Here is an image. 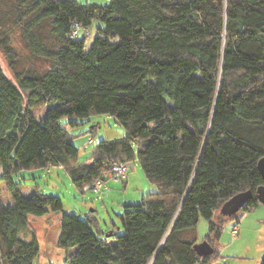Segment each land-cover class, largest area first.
Masks as SVG:
<instances>
[{"label": "trees", "instance_id": "obj_1", "mask_svg": "<svg viewBox=\"0 0 264 264\" xmlns=\"http://www.w3.org/2000/svg\"><path fill=\"white\" fill-rule=\"evenodd\" d=\"M95 19L102 25L90 44L69 37L74 24L89 30ZM0 50L4 264H34L42 243L31 219L49 214L59 216L57 247L75 250L69 264H212L225 223L261 203L264 0H0ZM49 104L38 122L32 109ZM104 114L127 134L98 142L80 162L68 123ZM135 161L159 189L111 231L95 213H64L61 197L25 196L15 179L59 166L84 193L115 164ZM249 190L237 214H220ZM201 217L214 248L206 256L194 247Z\"/></svg>", "mask_w": 264, "mask_h": 264}, {"label": "rangeland", "instance_id": "obj_2", "mask_svg": "<svg viewBox=\"0 0 264 264\" xmlns=\"http://www.w3.org/2000/svg\"><path fill=\"white\" fill-rule=\"evenodd\" d=\"M77 1L82 4L86 3V0ZM101 25L102 22L99 19L93 21L88 30L90 36L87 39V44L91 43L97 33V28ZM79 36L81 38L85 36L84 30L79 31ZM15 45L24 56H27L20 40H17ZM0 61L8 71V62L1 50ZM50 106L49 104L32 109L38 122L44 120ZM74 120L83 123L75 127L68 123V129L74 135L73 143L79 148L78 159L80 162L90 159L91 152L98 142L121 138L127 134L125 127L116 123L115 119L108 114L92 116L89 121L75 118ZM69 121L70 119H65L62 122ZM89 138H92L94 142L89 143ZM51 169L52 173L44 169L21 171L15 179L22 183V193L27 197L35 192L61 197L64 213H74L82 219H85L90 212L95 213L100 220L101 228L106 231H111L115 225H120L119 215L124 213L129 206L140 204L143 195L156 192L159 189L158 183L147 178L138 161L128 164L127 176L131 175L129 181L109 179L98 191L89 189L84 193L75 186L71 177L61 167ZM257 208L260 210L256 213ZM255 213L262 219L261 224H257V221L256 225L247 227L246 218ZM235 225L238 226L237 233L232 234ZM32 226L42 243L41 254L34 264H69L67 262L68 253L72 254L75 250L73 248L67 253L55 245L58 235L57 217L53 215L44 220H32ZM195 233L197 242H203L209 233L208 220L201 217ZM215 247L220 252V256L212 264H260L264 258V204L260 203L252 211H249L239 223L236 220L227 221Z\"/></svg>", "mask_w": 264, "mask_h": 264}, {"label": "water", "instance_id": "obj_3", "mask_svg": "<svg viewBox=\"0 0 264 264\" xmlns=\"http://www.w3.org/2000/svg\"><path fill=\"white\" fill-rule=\"evenodd\" d=\"M259 171L264 178V157L259 161ZM252 191L242 192L230 198L220 209V214L225 217H232L237 214L245 205L247 200L252 197ZM259 201L264 204V186L257 189ZM195 250L200 256H206L213 253L214 248L207 242L203 241L195 244Z\"/></svg>", "mask_w": 264, "mask_h": 264}, {"label": "built area", "instance_id": "obj_4", "mask_svg": "<svg viewBox=\"0 0 264 264\" xmlns=\"http://www.w3.org/2000/svg\"><path fill=\"white\" fill-rule=\"evenodd\" d=\"M79 30H80V27L78 26V24H74V28H73L72 32L69 34V37L71 39L78 38L79 37ZM89 36H90V33H89V31H87L85 37L88 39ZM88 142L93 143L94 140L92 138H89ZM127 172H128V165L127 164H115L109 170L108 176L110 179H112L114 181H123L127 178ZM102 184H103L102 181L96 182L93 186V189L98 191L102 187ZM247 214H248L247 212L243 213L242 218L245 217ZM237 229H238V226L235 225L233 228L232 234H236ZM0 264H4V261L2 258L1 246H0Z\"/></svg>", "mask_w": 264, "mask_h": 264}, {"label": "crops", "instance_id": "obj_5", "mask_svg": "<svg viewBox=\"0 0 264 264\" xmlns=\"http://www.w3.org/2000/svg\"><path fill=\"white\" fill-rule=\"evenodd\" d=\"M109 1L110 0H86V3H98V4H108L109 3ZM80 30H83V29H80ZM79 30V31H80ZM88 30H84V33H85V35H86V32H87ZM80 37V36H79ZM85 37V36H84ZM52 169L51 170H47V172H50V173H52ZM2 175H3V168L2 167H0V178L2 177ZM130 178H131V175H128L127 176V178H126V180L127 181H129L130 180ZM260 210V208H257L256 209V213H257V211H259ZM253 214V215H251L249 218L247 217L246 219H247V227L249 226V225H256V223H257V221H258V223L257 224H259L260 222H261V218L259 217V215H257V214ZM54 214H49L47 217H44V218H33V219H31V222H32V220H44V219H48L49 217H51V216H53ZM56 216V215H55ZM57 217V231H58V235H57V239H58V236H59V231H60V228H59V226H60V221H59V216H56ZM252 217H254L253 219H252ZM259 218V219H258ZM249 219V220H248ZM261 224V223H260ZM261 226V225H260ZM55 245H56V243H55ZM56 254H58V253H56Z\"/></svg>", "mask_w": 264, "mask_h": 264}]
</instances>
